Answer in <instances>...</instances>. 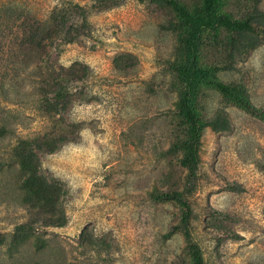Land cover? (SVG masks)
Instances as JSON below:
<instances>
[{
	"label": "rangeland",
	"instance_id": "1",
	"mask_svg": "<svg viewBox=\"0 0 264 264\" xmlns=\"http://www.w3.org/2000/svg\"><path fill=\"white\" fill-rule=\"evenodd\" d=\"M201 3L0 0V264H195V250L200 264H264V34L230 57L225 34L202 28L204 76L191 86L174 69L177 7L195 15ZM73 4L87 34L68 43L58 18L35 71L24 28ZM257 9L264 16V0L217 5L240 21ZM185 91L199 123L193 176L183 151L167 152ZM216 116L229 127L203 125ZM47 132L72 141L34 149L27 183L12 147Z\"/></svg>",
	"mask_w": 264,
	"mask_h": 264
},
{
	"label": "trees",
	"instance_id": "2",
	"mask_svg": "<svg viewBox=\"0 0 264 264\" xmlns=\"http://www.w3.org/2000/svg\"><path fill=\"white\" fill-rule=\"evenodd\" d=\"M259 1L255 0L256 3ZM201 5L202 8L195 15H190L181 7H177L183 19L182 22L185 25V29L179 35L178 44L175 46L174 52L178 57H175L174 64L176 65L174 69L177 73L176 78L179 77L184 82L191 83V86L195 77L199 76L202 78L204 76V72L202 69H199L196 60L201 56V46H207L210 38H204L200 35L202 28V31L206 29L211 32L212 30H221L225 34L222 45L228 48L230 57H233L234 52L238 51L242 47V44H257L253 42L255 39L254 33L264 34V16L258 9L251 17L240 21L235 18H230L229 15L219 14L217 10L218 0H202ZM72 14H75V16ZM58 18L61 19L59 28L65 26L64 31L66 30L65 33L69 36L68 43L87 34L86 11L84 8L75 4L64 9L62 7L54 8L48 15L46 23L31 20L23 30L21 45H23L27 53L36 57L34 69L39 73H42L40 70L41 65L45 62L47 63L48 46L54 43V38L57 36ZM212 38L217 43L219 42L216 37ZM40 79L41 83L47 82L41 76ZM216 85L226 94L233 91V89H227L218 82H216ZM192 99L188 91L179 92V98L175 102V111L178 116L176 119L180 122L178 125L180 134H177L173 138L167 151L169 153L183 151L179 163L188 172L189 176L194 175L197 164V125L199 124L193 108L190 105ZM246 108L248 110L253 109L249 105ZM203 125H208L212 129H227L229 127L225 119L218 116L206 121ZM66 131H70L71 134L72 128L68 126ZM54 135L53 132H47L45 134H36L31 137L16 140L15 145L12 147L11 155L20 170L25 174V182L30 180L27 172L32 169L33 160H31V156L36 159L35 153L33 152L34 149L41 150L46 154H52L58 146L60 148L65 142L72 141L71 137L68 136L69 133L67 134L66 132H62L57 138ZM49 140L53 141L47 144ZM43 144L47 145L44 147ZM175 194H177L175 195V199L180 197V193L177 192ZM175 230H177V227H173V231ZM173 231H168L165 237H169ZM193 260L195 264H200L201 258L196 250L193 252Z\"/></svg>",
	"mask_w": 264,
	"mask_h": 264
}]
</instances>
